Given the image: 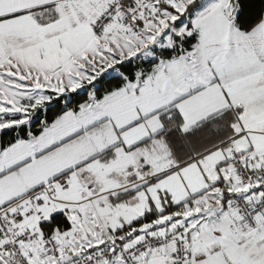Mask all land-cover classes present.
Here are the masks:
<instances>
[{"label": "snow or ice", "instance_id": "1", "mask_svg": "<svg viewBox=\"0 0 264 264\" xmlns=\"http://www.w3.org/2000/svg\"><path fill=\"white\" fill-rule=\"evenodd\" d=\"M0 264H264V0H0Z\"/></svg>", "mask_w": 264, "mask_h": 264}]
</instances>
